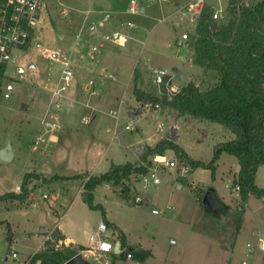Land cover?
Wrapping results in <instances>:
<instances>
[{"label":"rangeland","instance_id":"374dc122","mask_svg":"<svg viewBox=\"0 0 264 264\" xmlns=\"http://www.w3.org/2000/svg\"><path fill=\"white\" fill-rule=\"evenodd\" d=\"M130 1H109L117 7L107 10L102 5L101 0H48L46 4L48 5L47 14H49L48 23L46 22L47 31L41 38L42 43L52 50L70 48L76 32L85 38L93 39L88 34L89 27L93 23L98 24L108 14L113 16L110 20L112 23L117 15V18L121 17L118 20L121 22L119 31L127 37L125 42L122 40L119 44H113L114 46L119 45L123 57L127 58L119 77L120 80L128 83L131 74L134 73V68H138L141 73L139 76L141 86L153 91L158 97H162V95L160 89L153 82L151 73L153 69L159 67L166 68L174 76L182 75L185 77V75H190L203 91L207 90L208 86L213 87L218 84L220 77L207 68L203 73H192L191 69L195 67L191 61L192 52L194 53L193 48L190 49L186 58L177 55L179 50L176 39L182 34L188 32L193 43L197 40L198 22L188 21L189 8L187 7L189 3L197 0H172L165 4L157 2V0H138L142 7H146L145 15H128ZM204 1L210 6L211 11L223 10L229 15V0ZM247 1L261 2V0ZM115 10L127 11V13L118 16L119 14ZM228 15L219 23L224 24L226 20H229ZM129 22L134 24V28H127ZM35 60L40 68L42 86L38 84L35 86L20 85L11 101L0 102V152L10 144L16 154V159L12 162H5L0 158V190L3 192L12 193L11 191L16 187L22 186L25 179L24 172L33 169L37 160L50 164V167L53 163L56 164V159L61 160L60 157L54 159L53 154H49V158L44 157L41 152L46 153L47 147L50 149L52 144L37 141L39 137L47 138L45 128H47L48 123L59 124L62 122L64 124L63 115L65 112L56 107L60 101L53 99L49 90L43 88V85L46 84L43 82L45 78L49 81V87L56 86L55 83L60 77L61 64L55 61H47L39 56H36ZM96 86L99 87L102 98L105 97L106 104L103 107L104 112L97 113L99 119L96 122L84 125L85 132L97 130L103 137L105 147L113 151L116 146H119L122 155H127V162L132 163L141 158V161L134 164L147 168L151 167L154 155H151L147 160H143L142 157L150 147L144 146L140 155L138 145L135 144V140L140 137L139 133L145 132L142 125L148 127L145 134L150 136L155 133L158 125H162L163 133L159 136L164 137L163 140H165L173 128L175 123L173 120L181 117L179 113L160 104V109L144 110L142 116H138L135 120L130 119L129 105L135 102V98L133 97V90L129 88L122 97L120 94L118 95L119 100L124 101L120 109L121 119L117 134L114 138L112 132L108 133V130L113 131L115 120L104 113H110L112 105L114 109H117L119 103L106 96L107 89H109L107 85L102 86L101 82L96 81ZM93 103H97V99H94ZM156 111L160 115H156ZM129 125L134 128L132 132L125 130V127ZM178 125L181 126L178 134L181 138L178 144L184 148V151L194 158H202L205 161L212 159L214 156L213 143L216 139H224L214 131L217 130L215 128L218 125L209 121L197 123L192 118H188V122L183 121ZM199 140L204 141L199 142ZM52 148L51 152H53ZM164 154L169 160H179L178 155L173 150L166 151ZM228 156L237 163L235 157ZM119 160L117 162H124L121 160V156ZM232 166V160L227 159L225 161L227 170L233 168ZM189 167L190 172L184 178L181 177L178 169L162 172L161 187L165 188L161 193L155 188L143 189L141 185L142 175L135 173L129 180L126 179L124 185L120 187L113 188L109 184L98 187L97 192H95L94 204H101L108 218L115 222L122 231H125L129 246H126L124 250L133 249L138 252L137 248L141 243L144 249L152 254L146 264H237L243 259L250 262L256 259L255 262L264 263V254L260 251L257 254H250L246 245L250 241L258 250V239L261 238L264 241L262 225L259 224L258 220L255 221L252 218L253 203H250L248 209L245 210L241 204L230 199L233 206L231 210L224 213L218 208L208 211L199 201V195L207 193L204 189L214 186L227 199L226 195L230 197L232 184L229 178L226 179L221 173L219 177L213 178L210 170L202 171L203 169ZM58 172L65 175L71 174L67 168ZM50 179L43 177L38 179L41 181H37V183L35 180L29 182V184L34 183L32 190H29V185L27 186L29 199L32 198L33 201L32 206L20 201L16 203L12 199L0 201V264H16L4 261L11 254V251L20 254V261L30 260L38 254L36 251L40 248L44 238L39 231L54 227L46 206L48 202L42 198L43 187L47 194H53L58 199L61 196L60 192L63 191L58 205L64 199H71L77 195L84 196V181H80V179L76 182L65 183L60 181L61 183L54 187L47 182ZM168 181L169 183H167ZM179 184L182 185V188L178 187ZM124 186H129L131 189L129 198L121 195ZM137 196L142 197L144 202L141 204L134 203ZM155 198L157 200L154 203ZM66 207H61L62 213ZM239 208L245 211H241ZM153 210L159 211L160 214H155ZM73 213L75 215L73 214L65 221V233L76 241L75 250L70 251L75 253V251L90 247L92 234L89 231L94 229L93 232L95 233L96 227L104 220V213L99 209L90 210L88 205L82 206L81 204L77 205ZM238 213L244 214V217L248 216L243 223V233L238 239L236 248L235 244L240 232L237 228ZM191 220L194 227L198 229L197 231L204 233L207 237L200 236L196 232H190L188 222ZM10 228H12L13 233H9L11 232ZM108 232L111 241L114 240L112 234L118 233L112 228H109ZM11 238L12 241H10ZM173 240L175 242L171 244ZM87 259L89 260V258ZM100 260H104V258ZM137 262L136 256L134 260H116V264H136ZM90 264L100 263L91 257Z\"/></svg>","mask_w":264,"mask_h":264},{"label":"trees","instance_id":"16d2710c","mask_svg":"<svg viewBox=\"0 0 264 264\" xmlns=\"http://www.w3.org/2000/svg\"><path fill=\"white\" fill-rule=\"evenodd\" d=\"M205 5L196 28L198 37L196 42H192V48L195 64L214 71L220 77L218 84L202 92L194 82L182 84L176 78L172 83H177L181 87L180 93L168 97L164 86L162 97H158L146 93L137 86L139 73L135 71L136 87L133 93L139 102L152 104V108L162 104L174 109L179 116H193L217 123L233 133L235 138L216 144L213 159L209 164L194 160L180 145L167 139L161 140L155 147L148 148L142 157L143 160H147L151 155H164L166 151L173 150L180 161L193 169L210 170L215 178L217 162L223 154L228 153L237 158L240 166L234 187L239 186L241 200L247 201L250 195L264 198V189L256 185L257 170L264 166V0L256 3L230 0L229 20L224 24L218 23L216 29H213L214 12L210 6ZM146 172L147 167L139 164H114L104 174L95 176L81 174L75 177L57 175L47 182L53 184L57 181L83 179L85 182L83 201L90 210H102L105 217L103 206L94 204L96 188L103 184H109L113 188L120 187L134 173L143 175ZM24 177L22 192L0 195V201L10 199L18 202L27 201L29 199L27 186L30 180L33 178L38 180L41 177L35 174H26ZM130 191L129 186H124L121 195L129 198ZM205 195H199L202 206ZM220 209L223 213L226 211L222 205ZM237 216V228L240 231L242 215L238 213ZM122 233L121 244L122 249H125L126 236ZM60 238L62 236L56 233L53 241L45 242L46 250L36 254L29 264H64L69 261L72 258L70 254L52 251ZM131 252L143 263L151 257L149 251L137 252L131 249ZM124 255L126 256L121 254L115 257L122 259Z\"/></svg>","mask_w":264,"mask_h":264},{"label":"crops","instance_id":"0c3cea01","mask_svg":"<svg viewBox=\"0 0 264 264\" xmlns=\"http://www.w3.org/2000/svg\"><path fill=\"white\" fill-rule=\"evenodd\" d=\"M101 1L103 3L102 5L105 6L107 8V10H111L112 8L117 7V5L115 6V4L111 3L113 0H101ZM109 1H111V2H109ZM198 1H202L203 4H207L206 1H204V0H198ZM112 11H114V10H112ZM220 11H223V10H220ZM116 12L119 14L118 16H120L121 14L127 13V11L126 12L116 11ZM146 12H147L146 7H142L141 14L145 15ZM214 12H218V11H214ZM47 15H49V14H47ZM112 18H113V16L110 17V20ZM114 19L115 20L112 23L109 21L108 24L104 28L100 29V31H101V32L99 31L100 35L110 33L113 31H119V28H120L119 26H120L121 22H119L118 20H120L121 17L117 18V15H116ZM121 30H123V29L121 28ZM77 34L78 33L76 32L75 36ZM75 36H74V38H72L73 43H72V46L70 48L68 47V48L55 49V50L59 51L61 54H63L65 57L70 58L72 61H74V78H73V84L71 86V89L65 94V97L63 99L64 100L63 101L64 110H62V111L65 112V114L63 115L64 116L63 117L64 124L62 122H60L58 124L59 130H57V129L54 130L53 125H55V124H51V123H48L47 128H45V135L47 136L45 142L52 144L53 148L52 147L51 148H52L53 152H51V148L49 149L48 147H47L46 153H44V151L41 152L44 154L43 156L46 158H49L48 157L49 154L50 155L53 154L52 157L54 159L60 157L61 160L56 159V164L53 163V165L51 167H50V164H46L44 161L40 162L39 160H37L36 166L33 167V169H31L30 171L24 172V176L26 174H35L37 176L39 175L41 178H43V177L53 178L57 175L58 176H64V177H75L76 175H81V174H87L90 176H95V175H100V174L106 173L110 169V167L114 164L124 165L127 163H131L129 161L127 162V155L126 156L122 155V150L120 149L119 146H116V148L113 151L111 149H109L108 147H105L103 137L100 136L99 132L95 129L92 130V132H90V131L85 132L84 125H90V123L93 124L94 122H96L99 119L97 116V113L104 112L103 107L106 104L105 97L102 98L101 94L98 97L91 95L92 92H91V89H89L92 80L95 81V87H92V91L95 88L96 89L99 88L96 86V81L101 82L102 86L107 85V88L109 87V89H107L106 96L109 98H113L112 101L114 100V102L117 101V103H119L117 109H114L113 105H112L111 106L112 111L110 113H104L105 115L108 114L110 118L115 120L114 121L115 122V128L113 129V131L108 130V133L112 132V135L115 138V136L117 134L119 121L121 119V117H120L121 110L120 109H121L122 103L124 101V100H119L120 98L118 95L120 94V96L122 97V95H124L125 91L129 88H131L134 92V89L136 87V81L134 79L135 71H138L139 76H141L140 75L141 73L138 70V68L133 67L135 69L134 73L131 74L129 82L125 83L124 80H120L119 77H120V75L124 69L125 59H127V58L123 57L124 55H122V50L119 49V47H118L119 45L114 46L113 44H110L104 50H102L101 54L99 55V57L97 59L92 60L89 56V52H90L89 46L92 43L93 39L90 37L85 38L81 35L80 38H78V40H77V37H75ZM60 39H62V37H60ZM189 52H190V50L187 51V55L189 54ZM179 54H181V52L178 51L177 55L179 56ZM187 55H186V57H187ZM191 58H192L191 61L195 66V67H193V69H191L192 73L200 74V73L205 72L206 69L195 64V58H194L193 52H192ZM156 69H165L167 71L166 68H162V67L155 68V69H153V71L151 73V78H153V72ZM111 75H113L114 77L109 79V77ZM139 76H138V79H139ZM185 78H188V82H194L196 84L194 78L191 77L190 75H187V76L185 75ZM152 80L154 82V78ZM137 86L141 90L145 91L146 93H149V94L152 93V94L157 96V94L154 93L153 91H151V90L149 91L147 88L145 89L144 86H141V79H139ZM197 86L200 88L199 84ZM209 87L210 86H208L207 89ZM200 90L202 92L207 91V90L203 91L201 88H200ZM133 97L135 98L134 93H133ZM94 99H97V103H93ZM129 108H130V113H129V117H130L131 113H136L140 108H143V103L139 102L135 98V102H132L129 105ZM144 110L145 109H142V114L136 115L135 117H130V119L133 118L135 120L138 116H142L144 113ZM114 112H115V114H114ZM155 113H156V115H160L158 111H156ZM188 118H192V120H195L197 123L206 122L202 119L195 118L193 116H185V117L181 116V117L177 118V120H173V121H175L173 127H175L177 129V135L179 134L180 127H181L180 125H178V123L181 124V122H183V121L188 122ZM209 122H211V121H209ZM81 124H83V125H81ZM127 127H130V130H127ZM127 127H125L126 131L132 132L134 130L133 126L131 127L129 125ZM142 127H143L142 129L145 130V132H146L148 127L145 126L144 124L142 125ZM80 128H82L84 130L82 131ZM215 129H217V130H214L215 133H217L219 135V137L224 138V139H216V141L213 143L212 147H214L216 144L224 143V142H227V141L235 138L233 133H231L228 129H226L225 127H223L221 125L216 126ZM156 130H157V127L155 129V133L151 134V136L146 135L144 131H143V133H139L140 137L135 140V144L138 145L137 148L139 150V154H140L141 150L144 149V146H147L150 148L154 147L161 140L164 139V137H162V136L160 137L159 134L156 133ZM204 132H205V130H204ZM178 137H179V139L176 142L177 144L181 138L180 135H178ZM43 138H45V137H43ZM201 141H204V140H199V142H201ZM12 149H13V160H15L16 154L14 152V148H12ZM126 150H128V149H126ZM56 154H57V156H55ZM227 155H230V154H228V153L223 154L221 156L220 160L217 162L216 178L220 176V173L223 174L224 177H226V179L229 178V181L232 184V186L230 188V190H231L230 197L228 195H226L228 197L226 199L225 196H223L222 193L214 186L209 187V189L214 191V196L217 199V202H218L220 208L222 205L224 207V209L226 210L225 212H227L233 208V206L231 205L232 201H230V199H232L233 202H235V203L241 204L244 207L243 209H245V210L248 209L250 203H253V211H252L253 217L252 218H254L255 221L258 220L259 224L262 225L261 230H264V227H263V223H264V218H263L264 217V198H258L255 195H250L247 198V201L244 202L241 200L240 194L234 190V181L238 178V175L240 173V171H239L240 166H239L238 160H237V163H235V161H233V159L231 157H229V156L227 157ZM120 156H121V160L124 162H117V161H120L119 160ZM230 156H232V155H230ZM191 158H193L196 161H201L205 164H209V162L213 159V157H212V159L205 161L202 158H194V157H191ZM227 159L232 160V162H233L232 167L234 169L231 168V169L227 170V167H225V161ZM139 161H141V158L138 161H134L132 163H136ZM64 168H67V170L70 171L71 174L65 175V174H61L58 172L59 170H62ZM75 168H76V170H74ZM199 170H201V169H199ZM202 171H204V170H202ZM257 171H258V173L256 176V185L260 189H264V166L260 167ZM31 180H35L36 181L35 183H37V181H41V180H37L35 178H33ZM77 180H79V179L70 180V181H61V182H65V183L71 182V181L76 182ZM81 180L83 181V179H80V181ZM61 182L57 181V183H53L50 185L57 187V184L61 183ZM84 183H83V185H84ZM167 183H169V181ZM42 184H43V182H42ZM98 187L96 188L95 192H97ZM178 187L182 188V185L179 184ZM16 188L14 190H12L11 192L18 194L16 192ZM163 188H165V187H163ZM163 188L160 185V187L155 188V190L158 191L159 193H161ZM209 189L205 188L204 191L208 192ZM42 191H43L42 193H46L44 191V187H43ZM6 193H9V192L8 191L3 192L0 190V195H4ZM62 193H63V191L60 192V195H61L60 198L62 197ZM49 195L56 198V196L53 194H49ZM60 198L59 199L56 198V199H58L56 203L52 202L51 199L45 200L46 202H48V205H46V206H47L49 217L53 220L54 227L48 228L47 230L39 231V233L43 234V237H44L41 245L45 242L46 236L54 231L56 233H59L62 236V238L65 239L67 242L72 243L73 246H75V245L77 246L76 241L72 237H70L67 233H65V221L67 219H69L70 217H72L73 214L75 215V213H73V212L75 211L78 204H81L82 206H87V205L83 201V195H80V196L77 195L76 197H71V199H64V201H61V204L58 205ZM156 200L157 199L155 198L154 203L156 202ZM68 201H69V203H68ZM16 203H19V202L16 201ZM21 203H23V204L27 203L29 206H32L33 201H32V198H30L27 201L21 202ZM14 205L17 206L16 204H14ZM62 206H63V208L67 206L66 210L63 213L61 212ZM245 210H243V211H245ZM243 215H242V220L240 223L241 229H240V232L238 234L236 244H235L236 248H237V244H238V239L240 238V236H242V233H243V228H242L243 223H245V220L247 219V216H248L247 215L246 217H244ZM103 219H104L103 221H105V219L107 220L106 224H107L108 228H112L113 230L118 231L117 234L115 233L119 237V239H117V241L121 242V238H122L121 233L122 232L124 233V235L126 236V246L128 247L129 246L128 242H127L128 239H127V235H126L125 231H122V229L115 222H112L108 218L107 215H105V217L103 216ZM188 224H190L189 225V230H191L190 232H192V233L196 232L200 236L207 237V236H205L204 233L197 231L198 229H196L194 227L192 220H191V222H188ZM10 229H11L10 230L11 232H9V233H13L12 228H10ZM93 230L94 229H91V231H89V232H91V234H94ZM115 234H113V235H115ZM10 241H12V238L10 239ZM249 243H250V241L246 245H248ZM41 245H40V247H41ZM82 247L85 248V246H82ZM236 248H234V249H236ZM39 250H40V248L36 251V253L37 252L40 253ZM128 250L131 252V249H128ZM137 250L140 252L141 251H147L144 249V247L141 243L139 244V248H137ZM80 253H81V250H78L76 252L77 255ZM135 255L136 254H134V258L130 259V260H134ZM117 256H120V255H117ZM88 258H89V260L87 258L86 259L90 262L91 257L89 256ZM122 259L126 260L127 258L124 255V258H122ZM116 260H118V257L116 258L115 256H113L107 262L105 260H97V261L100 264H104V263L116 264ZM255 260H251V261L254 264H264V263H257V262H255ZM146 262L143 263V262H140L138 260V262L136 264H146Z\"/></svg>","mask_w":264,"mask_h":264},{"label":"built area","instance_id":"2783aa9c","mask_svg":"<svg viewBox=\"0 0 264 264\" xmlns=\"http://www.w3.org/2000/svg\"><path fill=\"white\" fill-rule=\"evenodd\" d=\"M48 0H0V102L11 101L18 89V86L26 84L30 86L41 85L40 81V68L36 62V56H39L47 61L59 62L61 64L60 77L55 83V87H49L48 79L43 82L44 90H49L53 99L60 101L57 103V108L60 110L64 109L63 99L65 93H67L72 84L74 78V61L70 58L65 57L57 50H52L42 43V36L47 31L48 15H47V4ZM172 0H157L160 3L170 2ZM128 9V14H141L142 6L138 0H131ZM188 21L199 22V18L203 12L204 4L202 1H195L189 3ZM226 11L214 12L212 20L214 24H218L223 21L228 15ZM111 15H106L98 24L93 23L89 29V36L93 37L92 43L90 44L89 56L91 59H97L104 50L110 44H119L125 42L127 37L121 31H113L100 35L98 32L101 28H104L110 21ZM49 25V24H48ZM127 28H134V24L129 22ZM80 34L76 35L77 40L80 38ZM176 45L179 52L182 50L189 51L192 48V39L188 32L182 34L181 37L176 39ZM111 75L109 79L113 78ZM154 83L160 89L162 95V87H166L167 95L172 96L179 94L181 87L177 83H172L176 79V76L171 74L165 69H156L153 72ZM42 86V85H41ZM95 87V81L92 80L89 89H91V95L100 96L101 91ZM160 105H155V109H160ZM152 104H143V109L150 110ZM115 114V112H114ZM59 128L58 124L53 125V129ZM130 130V127H127ZM157 134L163 133L162 125H158ZM38 142H45L46 138L39 137ZM171 169H178L181 173V177L184 178L190 172V167L185 162L175 159H168L167 156L157 154L152 159V166L147 168V172L141 176V185L143 189L157 188L162 184V172L170 171ZM34 188V183L29 184V190ZM22 186L16 188V192L21 191ZM234 190L239 194L241 192L239 186L234 187ZM22 192V191H21ZM44 200L51 199L52 202L56 203L58 199L50 196L47 193H42ZM144 199L137 196L134 203L141 204ZM241 211L243 209L239 208ZM155 214L160 212L153 210ZM109 228L105 221H101L96 228L94 234L90 237V247L85 250H81V253L85 258L94 257L96 260L103 259L107 262L113 256H116V243H120L121 254H126L127 259H133L134 255L129 250L122 249V245L118 235H113L115 240H110ZM55 232H51L46 236L45 242L53 241ZM45 242L41 245L39 252L45 251ZM175 241L173 240L171 244ZM250 254H257L258 251L264 254V241L258 240V250L249 243L247 245ZM72 243L67 242L65 239L60 238L55 246L52 248L53 252H65L70 254V257L77 256L74 251ZM4 261L13 262L16 264H29L30 260L20 261V254L16 251H11ZM29 260V261H28ZM107 264V263H104ZM237 264H254L247 259H243Z\"/></svg>","mask_w":264,"mask_h":264},{"label":"water","instance_id":"95a60500","mask_svg":"<svg viewBox=\"0 0 264 264\" xmlns=\"http://www.w3.org/2000/svg\"><path fill=\"white\" fill-rule=\"evenodd\" d=\"M218 24L213 25V29H216ZM187 55V50H182L181 54H179L180 57H186ZM176 78L182 83L186 84L188 82V78H185L182 75H176ZM142 109L140 108L136 113H131L130 117H135L136 115L142 114ZM179 139L177 135V129L173 127L170 131V134L167 138L168 141L172 142H177ZM0 158H2L3 161L5 162H12L13 161V151L12 147L10 144H8L5 148H3L0 152ZM204 207L209 211H213L216 208H220L217 199L214 196V191L211 189L208 190V192L205 195V198L203 200ZM116 254L121 255V250H120V243H116ZM64 264H90V262L82 255L78 254L77 256L71 258L69 261H67Z\"/></svg>","mask_w":264,"mask_h":264}]
</instances>
